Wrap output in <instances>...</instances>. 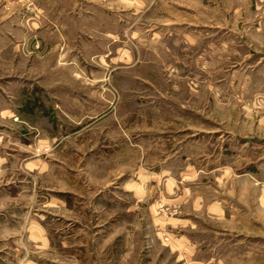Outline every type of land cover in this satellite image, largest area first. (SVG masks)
Wrapping results in <instances>:
<instances>
[{
  "label": "rangeland",
  "instance_id": "rangeland-1",
  "mask_svg": "<svg viewBox=\"0 0 264 264\" xmlns=\"http://www.w3.org/2000/svg\"><path fill=\"white\" fill-rule=\"evenodd\" d=\"M108 19L101 62L22 59L15 33L0 60V264H264V0ZM185 140L204 170L192 193H224L231 219L172 200L186 179L166 192ZM188 214L197 226L173 222Z\"/></svg>",
  "mask_w": 264,
  "mask_h": 264
},
{
  "label": "crops",
  "instance_id": "crops-1",
  "mask_svg": "<svg viewBox=\"0 0 264 264\" xmlns=\"http://www.w3.org/2000/svg\"><path fill=\"white\" fill-rule=\"evenodd\" d=\"M141 5H144V0H126V2L125 0H0V44H2L0 60H11L12 37L15 33L22 45L19 51L22 59L40 62L51 60L55 61L54 65L66 60L67 65H70L80 58L101 62L103 56L107 55L109 35H117L114 30H109V28L117 29L118 24L116 20L109 21L108 13L123 10L139 12ZM110 43L116 47L120 42L116 37L110 39ZM123 54V49H119L116 51L115 59L119 55L122 60ZM6 83L10 85L11 81ZM0 100H5L2 93ZM0 108L3 117H10V103L2 105L0 102ZM194 146L192 141L185 140L178 148L177 156H185V161L178 170L181 176L178 182L172 176L165 177L166 192H168L167 186L175 192V188H180V183L186 179L188 180V187H185L186 194H183L184 190L182 198L179 194L180 196L172 200L180 201L183 206L187 204L189 211L203 210L209 214L208 216L218 220L231 219L233 215L229 213L227 207L229 199L223 195L224 193H219L217 190L218 194L215 197L192 193L195 191L192 186L195 182L190 180L196 178L198 172L204 171L196 166L193 160V157L199 154L197 147ZM220 167L217 165L209 171L220 170ZM224 170L230 171L231 167ZM173 171L172 167L164 169V172ZM217 180L219 185L235 184V181L226 180L224 176L222 179L218 177ZM233 189V193L236 194L235 187ZM173 220L177 225L197 226V220L189 214L178 215Z\"/></svg>",
  "mask_w": 264,
  "mask_h": 264
}]
</instances>
